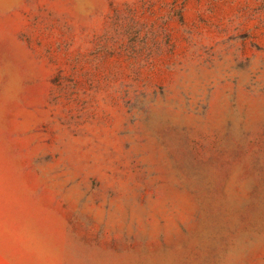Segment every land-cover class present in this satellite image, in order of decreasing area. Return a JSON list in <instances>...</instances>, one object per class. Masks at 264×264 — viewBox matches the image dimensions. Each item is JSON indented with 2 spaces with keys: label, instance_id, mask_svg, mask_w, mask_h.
Returning <instances> with one entry per match:
<instances>
[{
  "label": "rangeland",
  "instance_id": "1",
  "mask_svg": "<svg viewBox=\"0 0 264 264\" xmlns=\"http://www.w3.org/2000/svg\"><path fill=\"white\" fill-rule=\"evenodd\" d=\"M0 264H264V0H0Z\"/></svg>",
  "mask_w": 264,
  "mask_h": 264
}]
</instances>
